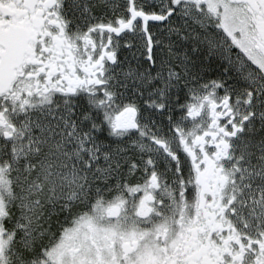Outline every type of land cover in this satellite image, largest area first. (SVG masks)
Returning <instances> with one entry per match:
<instances>
[{
  "label": "snow or ice",
  "instance_id": "obj_1",
  "mask_svg": "<svg viewBox=\"0 0 264 264\" xmlns=\"http://www.w3.org/2000/svg\"><path fill=\"white\" fill-rule=\"evenodd\" d=\"M0 264H264V0H0Z\"/></svg>",
  "mask_w": 264,
  "mask_h": 264
}]
</instances>
